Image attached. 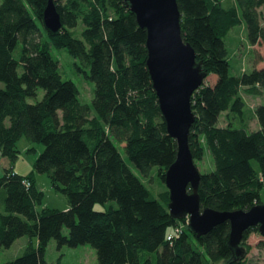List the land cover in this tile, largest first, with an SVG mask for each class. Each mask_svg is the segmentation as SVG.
Returning a JSON list of instances; mask_svg holds the SVG:
<instances>
[{
	"label": "trees",
	"instance_id": "1",
	"mask_svg": "<svg viewBox=\"0 0 264 264\" xmlns=\"http://www.w3.org/2000/svg\"><path fill=\"white\" fill-rule=\"evenodd\" d=\"M55 2L62 20L56 32L44 23L48 0L0 3V154L11 162L0 174V250L22 236L37 238L20 256L0 264H48L52 239L58 249L92 245L95 264H243L229 245V221L201 236L188 224L180 228L185 219L171 216L169 190L155 194L118 146L124 145L143 176L158 167L165 179L177 157V141L167 130L146 62L147 29L125 0ZM177 2L185 41L204 70L217 75L214 84L204 83L192 95L194 161L202 138L214 160V169L201 176V205L248 210L263 203L264 101L255 110L257 131L249 129L241 96L236 93L230 107L224 101L222 91L231 80L225 38L244 20L250 43L264 46V0H235L229 8L220 0ZM54 46L66 48L94 82L92 117L79 102L76 83L63 77ZM239 82L264 89V67L244 72ZM39 88L44 96L30 102ZM227 109L232 119L221 128L218 120ZM24 136L44 145L27 175L14 170ZM36 173H48L54 188L67 196L68 209H37L44 191ZM252 231L259 229H247L243 245ZM56 264L66 263L59 257Z\"/></svg>",
	"mask_w": 264,
	"mask_h": 264
},
{
	"label": "water",
	"instance_id": "2",
	"mask_svg": "<svg viewBox=\"0 0 264 264\" xmlns=\"http://www.w3.org/2000/svg\"><path fill=\"white\" fill-rule=\"evenodd\" d=\"M125 3L136 14L140 26L147 29V66L167 130L178 145L176 160L165 172V183L170 193L169 212L176 219L189 216L188 227L197 236L229 221V245L234 259L240 260L247 253L242 244L245 231L257 226L264 236V203L255 204L248 210L232 211L201 205L199 185L202 173L194 161L189 134L196 121L192 95L204 84L208 73L203 62L197 60L194 47L183 37L178 2L125 0ZM44 23L53 32L62 27L55 0H48Z\"/></svg>",
	"mask_w": 264,
	"mask_h": 264
},
{
	"label": "rangeland",
	"instance_id": "3",
	"mask_svg": "<svg viewBox=\"0 0 264 264\" xmlns=\"http://www.w3.org/2000/svg\"><path fill=\"white\" fill-rule=\"evenodd\" d=\"M65 2L66 0H59ZM1 3V0H0ZM220 5L223 8H229L235 5V0H220ZM262 23L264 24V5L260 8ZM82 24L80 23L78 31H81ZM248 32L246 23L244 20L232 27L225 38V44L228 51V59L230 62V75L231 80L229 85L222 91L224 101L230 107V102L234 95L237 93L245 102L246 117L248 120L249 129L257 131L259 123L257 117H255V110L259 104L264 101V89L259 85L246 86L241 85L239 82L240 76L246 72L251 71L254 67H264V46L253 45L248 39ZM53 53L60 61V69L64 78L73 80L79 88V102L83 109L89 116L94 115L92 102L94 98L95 84L89 78L85 76V72L77 66V60L67 51L66 48H59L54 46ZM217 80L215 73L207 75L204 83L214 84ZM45 91L39 88L36 97H29L30 102H36L44 96ZM232 114L230 109L223 111L220 114L218 120V126L221 128L230 125ZM234 121V119H233ZM234 124H238L237 122ZM202 152L195 162L200 169L201 173L210 172L214 169V160L210 154L206 142L202 138L201 140ZM124 157L128 161V164L133 171L138 174L144 183L155 193L158 194L161 191L168 189L165 179H162L158 173V167H154L148 176L140 174L139 170L129 159L123 144H118ZM20 154L16 162L14 163V170L20 174L27 175L34 168V162L39 154L44 149V145L40 142H35L27 137H22L18 142ZM253 166L259 170L260 163L258 159L252 160ZM11 166L9 158L3 157L0 154V174H2L6 167ZM37 184L44 191V196L40 203H37V209L42 210L44 208H58L68 209L70 204L65 194L57 191L52 185V181L48 173H36ZM261 199L264 203V187L261 190ZM117 205L116 202H112ZM103 205L97 204L96 208L103 209ZM185 221L180 223V228L187 225L189 222V216L180 218ZM64 232L67 233V228H64ZM34 244L37 243L36 237L22 236L18 238L10 248H2L0 250V261H7L17 256H20L27 244L31 241ZM264 236L258 231H252L246 240L247 253L240 259L244 260L243 264H264ZM261 244L263 248H261ZM61 257L62 261L66 264H95L98 261L96 249L90 244H81L77 247L63 246L61 249L57 248V243L52 239L47 247L46 260L48 264H56L58 258Z\"/></svg>",
	"mask_w": 264,
	"mask_h": 264
},
{
	"label": "crops",
	"instance_id": "4",
	"mask_svg": "<svg viewBox=\"0 0 264 264\" xmlns=\"http://www.w3.org/2000/svg\"><path fill=\"white\" fill-rule=\"evenodd\" d=\"M36 179H37V175H36ZM262 244H263V243H262ZM262 244H261V248H263V245H264V244H263V245H262Z\"/></svg>",
	"mask_w": 264,
	"mask_h": 264
},
{
	"label": "built area",
	"instance_id": "5",
	"mask_svg": "<svg viewBox=\"0 0 264 264\" xmlns=\"http://www.w3.org/2000/svg\"><path fill=\"white\" fill-rule=\"evenodd\" d=\"M178 229V228H177ZM171 238V237H170Z\"/></svg>",
	"mask_w": 264,
	"mask_h": 264
}]
</instances>
